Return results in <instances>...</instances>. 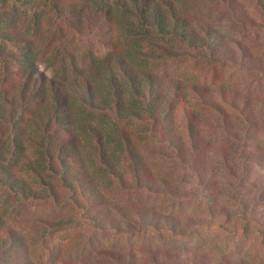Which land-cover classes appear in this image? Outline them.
Returning <instances> with one entry per match:
<instances>
[{
  "label": "trees",
  "instance_id": "obj_1",
  "mask_svg": "<svg viewBox=\"0 0 264 264\" xmlns=\"http://www.w3.org/2000/svg\"><path fill=\"white\" fill-rule=\"evenodd\" d=\"M250 1L264 16V0ZM208 5L221 7L243 29L251 22L238 0H0V186L24 199L67 203L99 230L187 232L191 223L174 214L145 204L126 208L110 195L127 171L134 188L192 194L156 174L147 138L162 144L199 184L212 185V201L222 191L208 176L214 168L209 153L218 150L226 158L234 151L230 160L242 163L241 174L264 159L257 134L259 126L264 131V106L255 107L256 99L245 94L237 103L223 86L216 98L207 85L158 71L161 62L190 58L264 71L262 55L241 42L229 46L199 16ZM91 33L104 52L96 44L94 50L82 46ZM198 105L209 114L203 117ZM202 125L220 130L225 141L208 148L200 142ZM221 206L226 215L230 209ZM7 221L0 212V264H31L26 254L23 261L16 254L27 243ZM237 221L244 234L251 232L242 206L233 211L231 227ZM259 232L264 242V229ZM105 251L126 262L121 252Z\"/></svg>",
  "mask_w": 264,
  "mask_h": 264
},
{
  "label": "rangeland",
  "instance_id": "obj_2",
  "mask_svg": "<svg viewBox=\"0 0 264 264\" xmlns=\"http://www.w3.org/2000/svg\"><path fill=\"white\" fill-rule=\"evenodd\" d=\"M238 2L242 12L252 18L244 29L217 5L202 8L199 16L218 29L226 44L235 46L236 42H241L253 53L262 55L264 61V16L250 0ZM94 34L82 37V46L94 50L96 44L104 52L106 49L97 43L98 37ZM193 60L169 59L158 64V71L170 78L178 76L185 82L207 85L215 91L216 98L220 97L217 94L220 86L226 89V98H234L237 103L248 94L256 99L253 100L255 107L263 109V67L254 66L258 69L254 70L230 61L210 64L203 59ZM185 91L190 94L188 89ZM198 106L203 109V117L209 114ZM234 119H238L235 114ZM261 127L257 134L264 158ZM221 133L212 126L202 125L200 142L208 144V148L210 144H219L220 140L225 141ZM145 146L149 164L156 174L167 175L179 186L192 189V194L179 198L134 188V177L127 171L125 182L118 187L114 184L115 190L110 197L125 207L145 204L162 213L174 214L186 225L191 223L187 232L175 234L166 229L154 231L149 228L123 232L99 230L67 203L24 199L0 186V212L5 213L11 229L20 232L27 243L25 250L16 252L22 256L21 261L27 255L31 264H264V242L259 232L264 229V159L243 169L241 174L242 163L236 158L230 160L234 151H228L231 156L226 158L218 150L209 153L208 162L214 168L208 176L216 179L222 191V195L212 201L208 197V191L214 189L212 185L199 184L193 172L165 155L164 146L155 139L147 138ZM244 172L247 177L242 180ZM222 204L230 209L226 215L220 213ZM241 206L249 217L251 232L248 234L242 232L239 221L235 227L230 225L233 211ZM109 249L121 252L126 262H118L106 255L105 250Z\"/></svg>",
  "mask_w": 264,
  "mask_h": 264
}]
</instances>
